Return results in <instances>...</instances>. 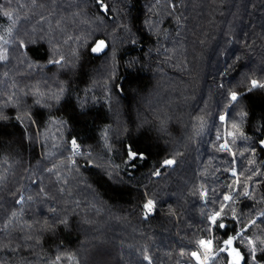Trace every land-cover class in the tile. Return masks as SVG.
<instances>
[{
	"label": "trees",
	"instance_id": "1",
	"mask_svg": "<svg viewBox=\"0 0 264 264\" xmlns=\"http://www.w3.org/2000/svg\"><path fill=\"white\" fill-rule=\"evenodd\" d=\"M4 29L0 264H199L210 239L264 264V0H0Z\"/></svg>",
	"mask_w": 264,
	"mask_h": 264
},
{
	"label": "rangeland",
	"instance_id": "2",
	"mask_svg": "<svg viewBox=\"0 0 264 264\" xmlns=\"http://www.w3.org/2000/svg\"><path fill=\"white\" fill-rule=\"evenodd\" d=\"M6 30H7V27H6ZM6 30L5 29L4 30H0V42L4 41L6 39V35H7V31ZM255 87H258V85L256 84ZM236 99H237V97H236ZM168 165L172 166L173 162L171 164H168ZM148 203H147V205H148ZM151 204L154 206L153 202ZM154 208H155V206H154ZM210 241L213 242V240L210 239L209 241H205V242L201 243V246H200L201 252L196 254V261L199 264H201L203 261H205L204 258L206 256L207 252L208 251L211 252V250L213 249V245L211 246V245L208 244V242H210Z\"/></svg>",
	"mask_w": 264,
	"mask_h": 264
},
{
	"label": "built area",
	"instance_id": "3",
	"mask_svg": "<svg viewBox=\"0 0 264 264\" xmlns=\"http://www.w3.org/2000/svg\"><path fill=\"white\" fill-rule=\"evenodd\" d=\"M72 151H73V153L71 154V157H73V158L78 156V155H80L82 153L81 148L79 146L75 145V144L72 147ZM148 213L149 214H153L154 213V206L152 204L150 206V210L148 208ZM208 244L212 246L213 242L210 241V242H208ZM204 259H205V261H203L201 264H210L211 262H213L214 256L212 254V250H211V252L210 251L207 252V254H206Z\"/></svg>",
	"mask_w": 264,
	"mask_h": 264
},
{
	"label": "snow or ice",
	"instance_id": "4",
	"mask_svg": "<svg viewBox=\"0 0 264 264\" xmlns=\"http://www.w3.org/2000/svg\"><path fill=\"white\" fill-rule=\"evenodd\" d=\"M253 85H254V86L256 85V82H255V81H253ZM261 86L264 87V85H261ZM232 99H233V100L236 99L235 94H233ZM130 155H135V154H130ZM165 163H166V164H171L172 161H166ZM226 199H227V197H226ZM151 203H152V202L149 201L148 205L145 206V207L149 208V210H150ZM227 243H230V241H228Z\"/></svg>",
	"mask_w": 264,
	"mask_h": 264
},
{
	"label": "water",
	"instance_id": "5",
	"mask_svg": "<svg viewBox=\"0 0 264 264\" xmlns=\"http://www.w3.org/2000/svg\"><path fill=\"white\" fill-rule=\"evenodd\" d=\"M262 147L264 148V142H263V145H262ZM236 261V260H235Z\"/></svg>",
	"mask_w": 264,
	"mask_h": 264
}]
</instances>
